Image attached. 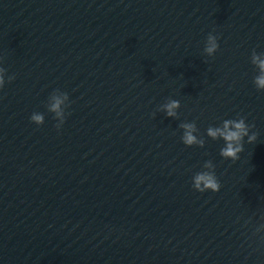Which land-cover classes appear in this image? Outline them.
<instances>
[{
	"label": "water",
	"instance_id": "water-1",
	"mask_svg": "<svg viewBox=\"0 0 264 264\" xmlns=\"http://www.w3.org/2000/svg\"><path fill=\"white\" fill-rule=\"evenodd\" d=\"M253 49L264 0H0V66L16 76L0 90V264H166L264 217ZM55 89L71 103L59 132ZM169 98L178 118L158 110ZM238 115L258 139L233 162L206 130ZM192 121L203 148L181 141ZM207 160L219 192L192 188Z\"/></svg>",
	"mask_w": 264,
	"mask_h": 264
},
{
	"label": "clouds",
	"instance_id": "clouds-1",
	"mask_svg": "<svg viewBox=\"0 0 264 264\" xmlns=\"http://www.w3.org/2000/svg\"><path fill=\"white\" fill-rule=\"evenodd\" d=\"M219 37L213 33H209L206 37L204 46V53L208 57H213L219 50ZM2 61V58H0ZM250 62L257 70V75L253 78V85L257 91L264 92V52L257 53L255 49L252 50ZM16 78L15 74L8 75L7 69L0 66V90H3L6 83H11ZM71 103L69 94L55 89L48 97L47 110L54 114L53 118L57 121L55 128L59 132L66 122V118L70 115L67 109L70 108ZM181 107L180 101L176 99H167L165 103L159 106V111H162L170 118H178V109ZM30 121L38 127L43 125L45 117L43 113L33 112L30 116ZM182 129L181 141L185 146H197L203 148L205 146V139L198 135L199 129L196 122H182L179 124ZM254 124L246 123V118L237 116L235 119H225L219 126H209L206 130L207 137L212 140H223L224 146L220 149L219 155L225 160L233 162L239 160L240 154L244 151L245 138L248 144H254L258 139V133L253 131ZM203 170L196 172L192 176V188L200 193L207 191L219 192L221 183L215 173V165L212 160H207L203 163ZM264 221V217H261ZM251 223V220L245 222V226ZM264 222L259 223L253 228L252 235H259L260 241L264 243Z\"/></svg>",
	"mask_w": 264,
	"mask_h": 264
}]
</instances>
